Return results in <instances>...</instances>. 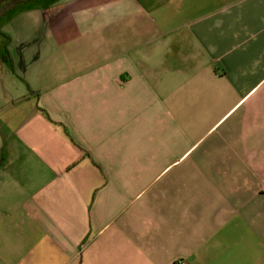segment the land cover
Listing matches in <instances>:
<instances>
[{
	"label": "crops",
	"instance_id": "crops-1",
	"mask_svg": "<svg viewBox=\"0 0 264 264\" xmlns=\"http://www.w3.org/2000/svg\"><path fill=\"white\" fill-rule=\"evenodd\" d=\"M181 260L264 264V0L2 12L0 264Z\"/></svg>",
	"mask_w": 264,
	"mask_h": 264
},
{
	"label": "trees",
	"instance_id": "trees-1",
	"mask_svg": "<svg viewBox=\"0 0 264 264\" xmlns=\"http://www.w3.org/2000/svg\"><path fill=\"white\" fill-rule=\"evenodd\" d=\"M21 1H23V0H15L14 2L10 3L9 5L3 7L2 9H0V14L2 12H5V11L11 9L15 4H17V3L21 2Z\"/></svg>",
	"mask_w": 264,
	"mask_h": 264
},
{
	"label": "built area",
	"instance_id": "built-area-1",
	"mask_svg": "<svg viewBox=\"0 0 264 264\" xmlns=\"http://www.w3.org/2000/svg\"><path fill=\"white\" fill-rule=\"evenodd\" d=\"M179 264H187V263H186V261L181 260V261H179Z\"/></svg>",
	"mask_w": 264,
	"mask_h": 264
}]
</instances>
